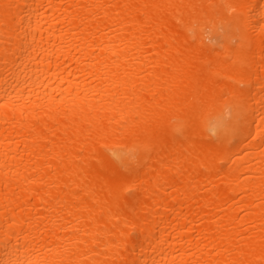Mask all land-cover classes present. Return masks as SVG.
Here are the masks:
<instances>
[{
  "label": "bare ground",
  "instance_id": "6f19581e",
  "mask_svg": "<svg viewBox=\"0 0 264 264\" xmlns=\"http://www.w3.org/2000/svg\"><path fill=\"white\" fill-rule=\"evenodd\" d=\"M0 264H264V0H0Z\"/></svg>",
  "mask_w": 264,
  "mask_h": 264
}]
</instances>
